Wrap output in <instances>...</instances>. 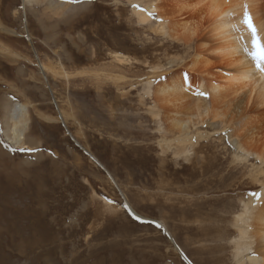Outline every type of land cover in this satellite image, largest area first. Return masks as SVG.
Segmentation results:
<instances>
[{
	"label": "rangeland",
	"instance_id": "rangeland-1",
	"mask_svg": "<svg viewBox=\"0 0 264 264\" xmlns=\"http://www.w3.org/2000/svg\"><path fill=\"white\" fill-rule=\"evenodd\" d=\"M41 1L0 0V264H236L235 217L261 191L264 159L237 157L235 103L203 96L176 158L178 134L143 89L195 76L185 63L201 40L137 22L135 0ZM12 101L27 103L24 149L4 136ZM263 205L243 225L253 247Z\"/></svg>",
	"mask_w": 264,
	"mask_h": 264
},
{
	"label": "bare ground",
	"instance_id": "bare-ground-1",
	"mask_svg": "<svg viewBox=\"0 0 264 264\" xmlns=\"http://www.w3.org/2000/svg\"><path fill=\"white\" fill-rule=\"evenodd\" d=\"M39 1L41 0H22V6L24 8L32 2L38 4ZM172 1L165 0V3L162 0H135L134 2L137 3L132 8V12L137 22L141 24L151 23L156 31L169 36L171 39L173 38L174 41L178 37H183L186 40H196V38L201 40L199 44L197 43L198 46L195 48V52L193 51L194 55L190 61L187 62L186 60L187 63H185L189 72L191 69L198 68L195 76L179 71L170 74L168 79L163 78L154 81V76L146 79L143 83L144 92L153 94L155 98L156 111L152 112V116L159 118L162 109L167 128L178 134L174 142L179 143L180 147L179 145H177L178 148L175 147L176 145L175 148L172 147L175 152L174 155L176 158H188V152L191 148L187 144L191 140L189 137L190 128L202 119L200 111L205 106L201 100L203 96L208 95L212 100L225 99L228 103H235L236 105L238 113L234 120L240 125V130L244 132L242 134L246 136L244 142L237 141L236 147L239 151L237 157L243 159L247 156H254L256 160H263L264 1ZM54 3L55 1L49 0V4ZM154 17L155 20L153 21L152 18ZM158 17H160V21H158ZM24 29L30 38L26 21L24 22ZM113 58L119 63L129 61L125 55L119 53H114ZM39 64L43 74L50 70V66L42 61ZM60 73L62 77H68L62 68ZM191 98H194L196 102L195 107L192 106L194 110L187 107L189 103L187 100ZM12 102L7 106L4 136L7 143L12 147L24 149L29 146L27 144V131L30 118L27 103ZM190 109L193 111L192 114L183 113V111H190ZM60 117L65 123L64 115L61 112ZM157 126L160 127L161 124ZM167 141H164L165 146L171 148L172 143ZM263 198L264 184L260 192L250 196L247 202H243L242 211L235 217V226L239 232V240L236 243L234 254L236 264H245L246 261L248 264H264V255L260 253V249H264V229L261 227L264 222L255 231L258 242L256 247H253V242L247 239L252 236L247 235L246 228L243 227V225L250 224L251 211L256 209ZM128 208L132 210L130 206ZM259 220H264L262 215H260ZM245 239L247 241H244ZM255 251L256 254L254 255Z\"/></svg>",
	"mask_w": 264,
	"mask_h": 264
}]
</instances>
